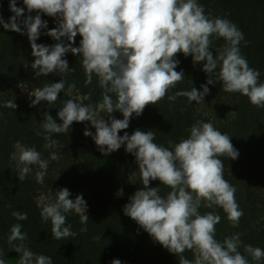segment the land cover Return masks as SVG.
<instances>
[{
  "label": "clouds",
  "instance_id": "9594fccd",
  "mask_svg": "<svg viewBox=\"0 0 264 264\" xmlns=\"http://www.w3.org/2000/svg\"><path fill=\"white\" fill-rule=\"evenodd\" d=\"M23 5L18 7L17 0H9L13 15L7 22L0 15V26L27 35L35 58L31 64L35 75L73 70L64 59L71 52L81 57L86 83H91L95 75L103 89L102 100L95 105L66 100L57 113L62 123L44 112V132L67 134L73 122L89 121L95 134L86 128L83 135L92 137L103 155L125 145V151L135 157L138 165L135 174L139 175L142 187L129 197L123 212L155 242L179 256V264H250L248 256L255 262L264 259V249L252 245L243 246L247 256L241 254L239 233L217 240L216 225L221 216L215 211L204 214L199 211L202 206L219 207L234 227L244 215L236 202V188L224 178V164L219 158H238L239 152L230 136L203 120L191 126L187 138L178 143L169 140V147L154 143L155 133L151 130L136 129L131 135L126 131L123 136L119 135L129 127L133 114L142 115L146 106L157 104L170 88L184 79L183 70H175L179 64L178 53L185 57L191 55L195 64L203 62L202 70L209 78L201 85L202 91L193 87L168 96L169 101L185 96L190 102L198 103L209 93L208 85L222 82L225 92L240 93L253 106L264 108V83L259 80L260 72L250 67L241 54L244 34L237 25L226 18L205 14L198 0H23ZM34 11L35 16L31 15ZM41 14L56 21V27L45 33L57 41L51 46L36 43L41 30L47 28ZM78 34L79 46L73 47ZM213 37L225 41L216 50L215 57L209 50ZM65 83L60 80L35 90L31 106L41 101L55 103L58 94L65 90ZM74 87L68 85V91ZM87 99L90 97L81 98ZM5 106L17 107L13 100ZM115 111L122 113L123 119L112 116ZM101 113L109 119L106 121ZM44 139L45 148L58 143L51 135H45ZM14 148L10 159L21 166L19 180L32 171V165H38L41 171L36 173V178L42 183L48 161L41 158L35 147H25L17 141ZM51 159H57L54 153ZM154 180L170 189L166 196L160 195L159 187L149 186ZM71 195L67 188H61L56 199L41 208L42 221L51 222L52 237L57 240L76 235L71 225L65 226L66 214L70 212L79 214L80 223L85 225L80 231H87V203L82 195L70 199ZM116 195L122 196L123 189ZM12 215L18 220L28 218L27 213L20 211ZM21 228V224L12 225L8 237L9 244L21 242L13 249L20 254L19 264H53L51 257L35 254L25 247L27 234ZM186 251L192 252V260L183 255ZM0 264H6L3 253H0ZM111 264H121V261L113 259Z\"/></svg>",
  "mask_w": 264,
  "mask_h": 264
},
{
  "label": "trees",
  "instance_id": "16d2710c",
  "mask_svg": "<svg viewBox=\"0 0 264 264\" xmlns=\"http://www.w3.org/2000/svg\"><path fill=\"white\" fill-rule=\"evenodd\" d=\"M198 3L203 5L205 14L226 18L242 31L241 54L250 67L260 72L259 80L264 83V0H198ZM17 6L24 7L23 0H17ZM36 14L35 11L31 13L33 16ZM0 15L6 22L13 15L9 0H0ZM25 15H28L26 9ZM41 18L47 21V28L41 30L36 43L51 46L57 41L45 33L56 27L55 18L43 14ZM80 39L78 34L72 46L78 47ZM212 39L209 50L215 57L216 50L221 49L225 41L222 38ZM64 42L67 43V40ZM34 59L26 34L0 26V253H3L6 264H19L20 254L13 249L21 242H8L14 224H21V231L27 234L23 242L25 247L35 254L51 257L53 264H111L113 259H119L121 264H179V256L155 242L123 212L129 197L142 187L139 175L135 174L138 173L135 157L125 151V145L107 156L103 155L92 137L83 135L86 128L90 131L89 121L73 122L67 134H49L43 130V113L48 112L57 123H62L57 113L68 99L93 105L100 102L103 89L98 77L93 75L92 82L86 83L81 57L71 52L64 57L69 68L73 69L67 73L36 76L31 67ZM176 59L179 64L175 70H183L184 79L170 88L157 104L146 106L142 115L137 117L133 114L129 127L120 131L119 135L123 136L125 131L131 135L136 129L151 130L155 133L154 143L169 147V140L178 143L187 138L196 121L210 122L187 97L178 96L174 102L169 101L168 96L190 91L193 87L202 91L201 85L206 84L209 78L202 70L203 62L195 64L191 55L185 57L183 53H178ZM60 80L66 82L65 90L58 94L55 103L41 101L31 106L35 90ZM70 84L75 85L71 92L68 91ZM208 87L210 91L204 98L226 101L233 112L231 121L217 130L231 137L239 156L234 160L227 156L219 158L224 164V178L236 188V202L244 215L239 225L234 227L219 207L209 209L202 206L199 211L201 214L215 211L220 215L216 239L223 241L225 237L239 233L242 242L239 251L247 256L244 245L264 249V108L253 106L240 93L225 92L222 82ZM23 90L30 95L21 97ZM111 95L115 99V95ZM84 96L90 99L81 100ZM9 100L17 105L15 109L5 106ZM111 115L123 119L119 111ZM45 135H51L58 143L45 148ZM17 141L25 147H35L41 158L48 161L49 167L42 183L36 178V173L41 171L38 165H32V171L19 180L21 166L10 159ZM53 153L56 160L51 159ZM56 168L61 170V174L54 171ZM66 172L69 177L64 175ZM149 186L159 187L161 196L170 191L160 185L159 180L151 181ZM61 188L70 191V199H75L77 195L87 199L89 220L87 231L81 232L85 225L80 223L79 214L67 213L65 226L71 225V231L76 235L57 240L52 237L51 222L42 221L40 212L43 205L39 203V198L46 194L48 203H51ZM120 189H123V195L117 196ZM14 211L27 213L28 218L18 220L12 215ZM183 255L189 260L194 258L191 251ZM247 258L250 264H264V259L255 262L250 256Z\"/></svg>",
  "mask_w": 264,
  "mask_h": 264
},
{
  "label": "rangeland",
  "instance_id": "374dc122",
  "mask_svg": "<svg viewBox=\"0 0 264 264\" xmlns=\"http://www.w3.org/2000/svg\"><path fill=\"white\" fill-rule=\"evenodd\" d=\"M30 94L25 90L22 91L21 97H28ZM193 104L197 107L200 113L208 118L213 126L218 129L222 125L228 124L231 119L233 118V112L230 105L226 101H219L216 100L214 97H206L204 100L200 102L193 101ZM101 116L107 121L108 115L105 113H101ZM90 131L95 134V128L92 127L90 123ZM57 174H61V170L59 168L54 169ZM64 174V173H62ZM65 176L69 177L68 172L64 174ZM87 203V199L85 198ZM39 203L41 205H45L48 203V196L46 194H42L39 198Z\"/></svg>",
  "mask_w": 264,
  "mask_h": 264
}]
</instances>
